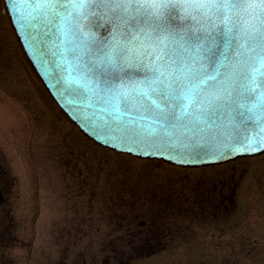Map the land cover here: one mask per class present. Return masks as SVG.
Masks as SVG:
<instances>
[{
    "label": "snow or ice",
    "instance_id": "1",
    "mask_svg": "<svg viewBox=\"0 0 264 264\" xmlns=\"http://www.w3.org/2000/svg\"><path fill=\"white\" fill-rule=\"evenodd\" d=\"M16 2L31 4V19L59 41L72 90L95 97L125 137L198 156L210 135L234 152L264 144L248 135L264 133V0ZM97 13L110 39L85 25Z\"/></svg>",
    "mask_w": 264,
    "mask_h": 264
},
{
    "label": "rangeland",
    "instance_id": "2",
    "mask_svg": "<svg viewBox=\"0 0 264 264\" xmlns=\"http://www.w3.org/2000/svg\"><path fill=\"white\" fill-rule=\"evenodd\" d=\"M32 71L0 0V145L14 159L20 181L27 184L24 168H29L28 176L35 178L41 194L40 212L27 227L30 264L64 259L65 246L76 245L80 251L113 239L119 222L112 216L137 215L152 221L154 200L163 196L166 203L173 198L169 189H155V184L230 180L232 174L237 185L231 212L221 222L196 226L220 231L221 239H202L195 244L202 251L191 253L118 257L123 262L135 257L133 264H264V155L221 168L182 170L117 154L82 134L53 105ZM231 165L236 173L230 172Z\"/></svg>",
    "mask_w": 264,
    "mask_h": 264
},
{
    "label": "flooded vegetation",
    "instance_id": "3",
    "mask_svg": "<svg viewBox=\"0 0 264 264\" xmlns=\"http://www.w3.org/2000/svg\"><path fill=\"white\" fill-rule=\"evenodd\" d=\"M35 99L41 105V98L37 94ZM55 148L50 147L51 151ZM27 150L26 145L25 151ZM14 164L12 156L0 145V264H30L27 227L40 212V190L34 182L35 178L28 176L29 168H24L25 177L27 176V184L24 185ZM230 172L236 173V168L231 166ZM229 178L230 180L212 177L195 182L202 183L201 187L192 182L181 181L155 184V189H169L173 198L166 199L170 202L165 203L163 196L158 193L162 200H154L155 209L149 210L152 221L138 218L137 215L112 216L119 222L117 236L111 240L107 238L101 245L81 248L80 251L76 245L65 246L64 259L54 264H111L109 259L116 261L115 264H133L131 262L135 257L123 262L118 255L202 251L195 244L205 238H209L208 243L216 242L221 239V235L218 230L204 231L196 226L200 227L201 222H207L209 226L212 222H221L222 217L231 212L237 178L233 174ZM67 251L73 253V256L68 257ZM102 254L107 255L102 258Z\"/></svg>",
    "mask_w": 264,
    "mask_h": 264
},
{
    "label": "water",
    "instance_id": "4",
    "mask_svg": "<svg viewBox=\"0 0 264 264\" xmlns=\"http://www.w3.org/2000/svg\"><path fill=\"white\" fill-rule=\"evenodd\" d=\"M5 3L15 32L45 87L67 116L96 143L140 159L162 160L175 166L190 168L220 165L238 158L254 157L264 153V144H261L259 150L251 153L243 150L234 152L228 144L222 142L223 137L214 138L211 135L198 141L199 144L205 145L199 156L190 147L186 148L180 143L157 151L146 143L125 137L112 117L101 110L103 106L96 102L95 97L85 100L84 96L77 95L72 90L74 85L67 83L68 71L57 54L59 41L54 42L55 37L39 20L31 19L32 5L17 4L16 0H5ZM90 21H94L98 26L91 28L90 34L97 39L105 37L110 39L109 30L112 24L108 18L97 13L85 21V25ZM85 31L88 32L89 29L85 27ZM123 119L127 120L130 117L125 116ZM248 135L256 140L264 133L259 129H252ZM237 147L239 149L240 146Z\"/></svg>",
    "mask_w": 264,
    "mask_h": 264
}]
</instances>
